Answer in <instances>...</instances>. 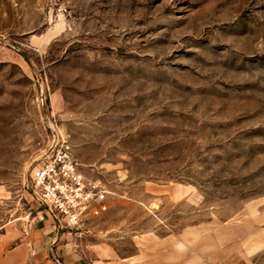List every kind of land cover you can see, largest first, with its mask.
<instances>
[{"label": "rangeland", "instance_id": "1", "mask_svg": "<svg viewBox=\"0 0 264 264\" xmlns=\"http://www.w3.org/2000/svg\"><path fill=\"white\" fill-rule=\"evenodd\" d=\"M57 136L116 257L264 264V0H0V229Z\"/></svg>", "mask_w": 264, "mask_h": 264}, {"label": "crops", "instance_id": "2", "mask_svg": "<svg viewBox=\"0 0 264 264\" xmlns=\"http://www.w3.org/2000/svg\"><path fill=\"white\" fill-rule=\"evenodd\" d=\"M20 214L0 229V264H59L55 257L63 264H128L89 230L103 216L84 221L83 230H76L57 228L42 204Z\"/></svg>", "mask_w": 264, "mask_h": 264}, {"label": "built area", "instance_id": "3", "mask_svg": "<svg viewBox=\"0 0 264 264\" xmlns=\"http://www.w3.org/2000/svg\"><path fill=\"white\" fill-rule=\"evenodd\" d=\"M30 190L59 229H78L84 221L109 210L106 185L86 176L63 137L54 138L47 154L33 167ZM55 261L63 264L57 257Z\"/></svg>", "mask_w": 264, "mask_h": 264}]
</instances>
